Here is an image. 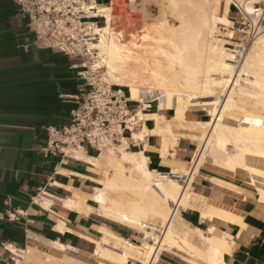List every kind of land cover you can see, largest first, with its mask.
<instances>
[{"label":"bare ground","instance_id":"bare-ground-1","mask_svg":"<svg viewBox=\"0 0 264 264\" xmlns=\"http://www.w3.org/2000/svg\"><path fill=\"white\" fill-rule=\"evenodd\" d=\"M261 1L264 2L215 0L214 6H208L184 5L172 0L164 8L179 20V27L165 25L149 30L151 38L139 52L124 45L120 33L111 28V8L97 6L98 13L105 18V26L95 28L97 42L90 44L89 49L101 59L92 68L99 65L105 68V75L115 85L128 89L132 101H142L140 96L147 90L139 87L146 83L157 88L160 95L158 113L143 115L139 112L137 117L154 122L153 130H144L160 137V146L156 151L170 171L159 173L151 170L148 157L143 152L129 150L126 140L116 148L101 150L95 157L83 156L75 150L67 152L86 161L90 170L98 171L99 175L96 178L89 177L95 184L89 192L71 189V196L60 200L61 205L81 214L95 213L110 221L134 227L141 226L142 221L149 218L160 222L158 237H149L152 243L124 239L107 226L97 229L98 239L79 234L81 239L94 245L93 255L97 259L94 264H129L130 261L155 264L160 253L168 251L189 257L193 264H226L224 254L231 248L229 236L216 233L213 227L204 232L197 227L184 225L206 242L208 253L203 256L189 242L186 229L178 224L180 209L192 207L198 210L201 221L219 218L244 226L242 213L234 209L198 196L195 198L201 202L193 204L192 184L199 181L200 169L207 163L222 172L244 175L248 186L256 194L255 200L246 199L264 206V113L261 112V106L264 105V32L250 44L241 65L233 64L235 52L222 42L234 38L232 30L235 29L227 17L230 5H236L242 13L247 14L253 9L252 4ZM187 14L189 18L186 17L188 20L185 22ZM189 20L195 24L191 26V32L187 33ZM219 27H224L223 30L229 28L228 33L224 32L226 37L217 34L222 29ZM169 44L174 45L175 53L167 52L173 58L171 61L167 58L168 67H164L155 57L154 51ZM191 52L194 54L191 55ZM178 64L184 70L183 73L174 67ZM199 71L205 72L201 75L197 73ZM211 75H218V78ZM242 79L252 89L243 86ZM231 107L233 114L228 111ZM165 111L173 113L167 118L164 116ZM195 111L205 112L209 120H188L186 114ZM237 112L243 114L239 119ZM137 117L132 118L130 123L140 124V118ZM179 138L190 140L197 146L195 156L187 167L174 160L173 150ZM136 139L141 140V135L133 130L131 140ZM179 177L185 178L184 185L178 182ZM233 190L243 192L236 187ZM44 206L47 208L49 202L44 201ZM58 230H63L62 225ZM146 234H150L148 229ZM110 238H114L117 243L129 244L131 253L126 252L124 247L122 251H118L114 245L108 247ZM48 245L62 252L63 257L45 254L36 264H90L83 257L79 259L74 256L77 251L72 247L58 243Z\"/></svg>","mask_w":264,"mask_h":264},{"label":"crops","instance_id":"crops-1","mask_svg":"<svg viewBox=\"0 0 264 264\" xmlns=\"http://www.w3.org/2000/svg\"><path fill=\"white\" fill-rule=\"evenodd\" d=\"M27 24L14 0H0V264H36L45 254L63 257L48 243L72 247L77 251L74 256L94 264V245L79 234L98 239L101 226L127 239H133L136 233L95 213L81 214L61 205L60 200L71 196V189L89 192L95 185L86 161L66 151H42L48 130L68 125L71 111L87 95L89 87L81 77L85 65L77 55L35 45ZM198 112H188V120H199ZM154 113L158 110L141 112ZM154 127L151 119L141 121L136 129L141 140H128V149L143 152L151 170L168 173L169 166L162 163L156 151L160 137L144 132V128L150 132ZM196 150L194 142L179 138L174 160L188 164ZM75 151L86 157L99 154L89 147ZM213 167L205 164L200 169L199 181L192 184L193 204L203 198L234 209L242 213L244 226L219 218L201 221L198 210L192 207L180 209L182 220L190 228L205 232L213 227L216 233L229 236L226 264H264V206L246 199L255 200L256 194L244 175ZM232 186L243 192H236ZM44 201L49 202L47 208ZM12 214L16 218L8 217ZM60 225L63 230H58ZM162 253L155 264H189L171 252Z\"/></svg>","mask_w":264,"mask_h":264},{"label":"built area","instance_id":"built-area-1","mask_svg":"<svg viewBox=\"0 0 264 264\" xmlns=\"http://www.w3.org/2000/svg\"><path fill=\"white\" fill-rule=\"evenodd\" d=\"M102 1L14 0L19 12L28 20L27 27L34 36L35 45L77 55L82 63L86 58L91 59L90 44L98 36L95 28L101 25L103 19L105 22L97 6L113 4V0H108L106 4H102ZM127 6L133 8L135 2L127 0ZM97 70L89 67L81 74L89 91L71 111L68 125L48 130V141L42 148L44 153L64 154V151L84 147L100 153L109 147L116 148L123 140H131L137 124L133 125L130 120L137 117L138 112L158 108L159 92L146 91L140 96L141 102L132 101L129 93L125 95L121 90H113L100 82ZM177 180L184 185L185 178L179 177ZM8 217L16 218L14 214Z\"/></svg>","mask_w":264,"mask_h":264},{"label":"rangeland","instance_id":"rangeland-1","mask_svg":"<svg viewBox=\"0 0 264 264\" xmlns=\"http://www.w3.org/2000/svg\"><path fill=\"white\" fill-rule=\"evenodd\" d=\"M131 1L135 2V6L133 8H129L127 6V0H113L112 6H109V5H102V6H108L111 8L110 9V12H111L110 14L112 15L111 28L114 30V32L120 33L121 42L124 43V45L129 46L132 50L139 52L145 47V44L151 38V34L149 33V30L153 31L165 25L167 27H175V28L177 26L179 27L180 25L179 20L175 17V15H171L170 13L166 12L164 8L165 5H167V3L171 2L172 0H131ZM102 2H106V0H103ZM177 2L184 4V5L193 4V5L214 6L215 0H177ZM231 5H230L231 13L228 14L227 17L232 22L233 28L235 29V30H232L234 33V38L229 41L228 39H225V41L227 42L226 44H225V41H222V42L225 47L235 52L234 54L235 59L233 60V64L239 65L243 61V58L246 55V53H248L247 51H249L248 49H250V46H251L250 44L254 41L255 37L256 38L259 37V34H262L264 32V2L261 1L256 4L254 3V5L252 4L253 9H251L250 12H247V14L242 13L240 8L237 7L236 5L234 4H231ZM186 17L189 18V14L185 15V18H184L185 22L188 20ZM194 24L195 22L193 20H189V27L186 29L187 33L191 32V26H193ZM102 26L103 27L105 26L104 19L101 21V25H99V27H102ZM219 28H222V29H219V31L217 30L218 31L217 34L220 35L221 33L220 35L221 37H222V34H224V32L228 33V31H230L229 28H225V30H223L224 27H219ZM226 36L224 34V37ZM97 37L98 36H96V40L93 43L97 42ZM174 48H175L174 45L172 46V44H169L167 46L164 45L162 48L159 47L157 50L154 51L155 57L158 59L159 62H161L162 65H164V67L165 66L168 67V65H166L167 58H169V60L171 61V57H172V56H168L169 54L167 52L171 51L172 54H174L175 53ZM192 54L194 53L191 52V55ZM90 58L91 59L86 58L84 60L83 64L86 66L84 70H86V68H89V67H94L96 64H99V62L101 61L98 54L94 51H92V56H90ZM99 67L100 65L97 66V68H93V69H98L97 77L100 79V82L104 83L107 87L111 86V89L113 90H122V92L125 95L128 94V89L120 88L117 85H115L107 77V75H105V68H102V67L99 68ZM174 67L177 69V71L179 70V72L183 73L184 70L180 69L179 64ZM204 72L200 73L199 71L197 73H200L202 75L204 74ZM211 77L218 78V75H211ZM244 83L245 82L242 79L241 84L243 86H246L248 89H252L250 85L244 84ZM139 88H145L147 91L151 93L157 92L156 91L157 88L150 83H146L145 85ZM232 99L235 100V97L232 96ZM235 105H237V103H235ZM232 108L233 107L228 109L230 114H233L234 112L233 110H231ZM261 108H262L261 112L264 113V105L261 106ZM155 111H157V109H155ZM199 112L201 115L199 118V121L209 120V117L206 115L205 112L203 111H199ZM172 113H173L172 111L170 112L166 111L164 112V116L169 117L170 115H172ZM236 115H237V118L239 119L242 117L243 114L241 112H237ZM137 118H140V121L144 120V117H141V116ZM136 129H138V125H136V127L134 128L135 133H136ZM105 151H108V150H105ZM209 153L210 152H208L207 154ZM114 154L118 155L117 152H114ZM187 166H188L187 164H184L183 167H187ZM92 172L94 174L93 177L95 178L98 177L99 175L98 171L93 170ZM178 219H179L178 221L180 222V223L178 222V224L180 225L182 229L184 228L185 230L186 227H188V225L182 220L181 216ZM115 223L134 230L136 233V237H134L133 240H137V241H147V240H150L149 237H158L159 232L161 230V228H159L160 222L157 219H150V218L144 219L142 221V225L139 227H134L132 225H126V224H122L119 222H115ZM147 229L149 230L150 234H146ZM185 231H187L186 232L187 238L189 242L193 244L194 249L203 253V256L206 255L208 253V251L206 250V242H204L203 240H200L190 230L186 229ZM124 239H127V238H124ZM109 243H108L109 244L108 247H112L111 245H114L113 247L118 248V251H122L124 247V250L126 249V252L131 253V251L128 250L129 244H122L123 242L117 243V241L114 238H110ZM149 243H152V241ZM171 253L177 255L179 259L183 261H187L189 264H193V262L190 260L189 257L178 254V253H174V252H171ZM160 254H164V253L161 252ZM93 259H95V257ZM131 262L134 264H140L135 261H130V263ZM104 264H111V263L105 262Z\"/></svg>","mask_w":264,"mask_h":264}]
</instances>
